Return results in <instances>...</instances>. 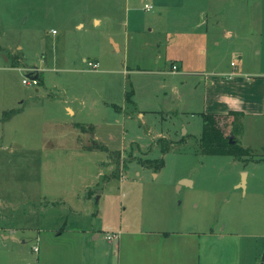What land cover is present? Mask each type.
<instances>
[{
	"label": "rangeland",
	"instance_id": "1",
	"mask_svg": "<svg viewBox=\"0 0 264 264\" xmlns=\"http://www.w3.org/2000/svg\"><path fill=\"white\" fill-rule=\"evenodd\" d=\"M232 61L264 72V0H0V65L18 68L6 89L23 111L0 122V264H117L107 232L164 203L177 228L216 233L210 264H264V115L240 134L221 122L242 159L197 142L205 76ZM33 67L39 85L23 83Z\"/></svg>",
	"mask_w": 264,
	"mask_h": 264
},
{
	"label": "crops",
	"instance_id": "2",
	"mask_svg": "<svg viewBox=\"0 0 264 264\" xmlns=\"http://www.w3.org/2000/svg\"><path fill=\"white\" fill-rule=\"evenodd\" d=\"M225 35L233 36L231 30H227ZM113 42L119 49V45ZM94 59L93 61L99 62L97 58ZM176 65L177 69L172 66V71L180 70V66L177 63ZM16 69L18 68L15 65H0V115L3 116L4 111L9 109H18L8 119L0 116V122L4 125H9L23 112L20 106L12 104L11 94L6 89L10 82L9 72ZM38 76L40 77L39 68ZM204 89L200 108L202 112L221 115L231 110H239L244 113L243 120L249 116L264 115V72L248 71L232 61L231 67L206 75ZM15 103L21 105L22 101L17 100ZM65 108L70 115H75L76 111L70 104L65 102ZM117 108L122 110L119 106ZM139 115L144 116V112L140 111ZM147 210L151 212L145 227L135 228L120 222L118 227L110 230L119 233L113 249L117 264H210L214 258L212 250L216 237L213 230H198L196 226L177 228L175 210L170 204L151 205ZM99 236L98 232L95 238ZM218 236L223 238L225 234L220 233ZM233 246H236L235 243Z\"/></svg>",
	"mask_w": 264,
	"mask_h": 264
},
{
	"label": "trees",
	"instance_id": "3",
	"mask_svg": "<svg viewBox=\"0 0 264 264\" xmlns=\"http://www.w3.org/2000/svg\"><path fill=\"white\" fill-rule=\"evenodd\" d=\"M132 95H133V91L127 92L126 100L128 102H134ZM17 112L18 109L16 108L9 109L7 111H4L2 118L8 119L11 115ZM202 118H203V131L197 142L199 144L200 151L203 154L231 155L234 156L235 158H240V159H242L243 156L250 155L251 152L250 147H244L240 141L231 143L229 135L226 133V131L221 125L222 121H226L231 133L240 134L243 130V119H244V113L242 111L231 110L228 113L221 115L202 112ZM77 126L80 127L79 124H77ZM184 138L185 137L180 139V141H183ZM157 144L160 145L161 151L163 153H166L167 151L170 150L173 141H170L165 137H161L157 140ZM140 163L143 166L158 169L165 164V160L164 157L145 158V159L140 158Z\"/></svg>",
	"mask_w": 264,
	"mask_h": 264
},
{
	"label": "built area",
	"instance_id": "4",
	"mask_svg": "<svg viewBox=\"0 0 264 264\" xmlns=\"http://www.w3.org/2000/svg\"><path fill=\"white\" fill-rule=\"evenodd\" d=\"M152 6L148 3L145 4V8L146 9H150ZM88 65L93 68V69H97L99 67V62L98 61H92L89 60L88 61ZM173 69H177V65L174 64L173 65ZM31 73L29 74L28 77L23 78V83L25 84H34V85H39L40 84V79L38 76V68L37 67H33L31 68ZM106 238L108 239L109 242H112L113 240H116L119 238V233L115 232V231H108L106 234ZM36 250H38V248L36 247Z\"/></svg>",
	"mask_w": 264,
	"mask_h": 264
},
{
	"label": "water",
	"instance_id": "5",
	"mask_svg": "<svg viewBox=\"0 0 264 264\" xmlns=\"http://www.w3.org/2000/svg\"><path fill=\"white\" fill-rule=\"evenodd\" d=\"M230 142L231 143H235L236 141H235V139H234V135L232 134L231 136H230ZM243 179H242V182L240 183V186H242V187H245V185H246V176H247V173L246 172H243ZM181 183H190V180L189 179H182L181 180ZM4 237H6V238H13V239H15L16 237L14 236V235H3Z\"/></svg>",
	"mask_w": 264,
	"mask_h": 264
}]
</instances>
